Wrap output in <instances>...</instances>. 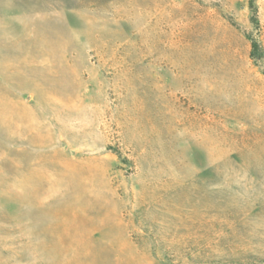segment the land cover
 <instances>
[{"label": "rangeland", "instance_id": "obj_1", "mask_svg": "<svg viewBox=\"0 0 264 264\" xmlns=\"http://www.w3.org/2000/svg\"><path fill=\"white\" fill-rule=\"evenodd\" d=\"M253 5L0 0V264H264Z\"/></svg>", "mask_w": 264, "mask_h": 264}, {"label": "trees", "instance_id": "obj_2", "mask_svg": "<svg viewBox=\"0 0 264 264\" xmlns=\"http://www.w3.org/2000/svg\"><path fill=\"white\" fill-rule=\"evenodd\" d=\"M253 1L254 0H250V7L253 9V11H255V8H254V5H253ZM253 21L255 23L257 22L256 13L255 12L253 13ZM252 46H253V49H258L259 48V46H258V44H257V42L255 40H253Z\"/></svg>", "mask_w": 264, "mask_h": 264}]
</instances>
